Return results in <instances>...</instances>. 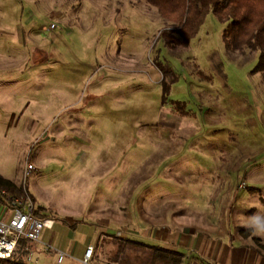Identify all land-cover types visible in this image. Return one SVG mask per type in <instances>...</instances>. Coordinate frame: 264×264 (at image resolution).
I'll list each match as a JSON object with an SVG mask.
<instances>
[{
    "label": "rangeland",
    "instance_id": "374dc122",
    "mask_svg": "<svg viewBox=\"0 0 264 264\" xmlns=\"http://www.w3.org/2000/svg\"><path fill=\"white\" fill-rule=\"evenodd\" d=\"M169 24L146 0H0V174L44 211L95 223L43 229L61 264H82L96 227L159 244L170 231L264 242L257 53L227 50L211 11L186 46L166 43ZM101 245V258L116 250ZM37 247L38 264H55Z\"/></svg>",
    "mask_w": 264,
    "mask_h": 264
},
{
    "label": "trees",
    "instance_id": "16d2710c",
    "mask_svg": "<svg viewBox=\"0 0 264 264\" xmlns=\"http://www.w3.org/2000/svg\"><path fill=\"white\" fill-rule=\"evenodd\" d=\"M155 6L158 13L170 21L166 29L167 36L175 32L174 40L168 38L166 43L173 46L176 41L186 46L188 41L197 33L199 27L209 11L218 20L226 23L222 32V40L225 48L231 52L244 54L245 49L257 53V61L252 72L262 73L264 76V0H146ZM162 79V102H165V94L170 88L171 80L175 75L169 67L161 69ZM170 77V82L166 77ZM28 194L33 203L35 200L28 192L26 186H17L9 179L0 174V202L12 207L13 196ZM33 214L41 219L60 220L68 223L64 217H58L53 212L44 211L42 206L34 203ZM79 221H74L70 227H74ZM82 222V221H80ZM249 229L239 228L244 235ZM109 239L116 246V250L110 257L101 258L96 250L101 244ZM255 241L264 249V243L258 238ZM37 243L26 238H19L16 247L8 258H0V264H28L26 257L30 251H35ZM184 252L176 247L166 244L152 243L144 239L135 238L129 234H108L102 232L93 244L91 264H183L186 260ZM94 263V264H95ZM186 264H210L196 255L188 257Z\"/></svg>",
    "mask_w": 264,
    "mask_h": 264
},
{
    "label": "crops",
    "instance_id": "0c3cea01",
    "mask_svg": "<svg viewBox=\"0 0 264 264\" xmlns=\"http://www.w3.org/2000/svg\"><path fill=\"white\" fill-rule=\"evenodd\" d=\"M34 203L40 206L37 203V201H35ZM11 212L12 209L9 205L0 202V219L9 218ZM53 214L55 216L60 217L55 213ZM64 218L67 219L68 223L65 224L60 220H52L53 222L50 227H54V225L56 223H59V221L63 223L60 224V226L65 225L68 227H70V224L72 222L76 220L79 221L78 219H73L71 222V220H69L68 218L66 217ZM85 221L87 224L90 225L95 224L93 222H90L89 220H83L82 222L79 221L74 227H70V229L72 230H70L68 234H71L78 224L84 223ZM60 226L57 225V228H59V230L64 229L61 228ZM189 232L183 233L177 231L175 232L170 231L168 234H166V237L164 238L166 241L161 243V244H169L184 252L186 255L185 258L186 261L183 264H186L188 262V257L191 255L199 256L200 258L204 259L210 264H264V249H262L259 246L252 245L251 243L248 242L247 239H243L242 237L236 235L234 236L233 233L229 234L228 236H222L221 238L219 237L216 238L210 235L209 233L202 231L201 232L192 231L190 233ZM99 234L100 231L96 227L95 240ZM154 237L156 238V240L160 238V236L157 234H155ZM95 240L91 241V239L88 238L86 245L87 244L93 245ZM49 243L56 250H60L64 252L63 249L61 248V245L52 244L50 241ZM262 243L264 242L262 241ZM37 249H39V247H37ZM72 252H73V248H72ZM47 253L54 254L53 252H47Z\"/></svg>",
    "mask_w": 264,
    "mask_h": 264
},
{
    "label": "built area",
    "instance_id": "2783aa9c",
    "mask_svg": "<svg viewBox=\"0 0 264 264\" xmlns=\"http://www.w3.org/2000/svg\"><path fill=\"white\" fill-rule=\"evenodd\" d=\"M32 169L33 164H27L25 173L29 174ZM11 204L12 212L9 218L0 219V258L10 257L19 238L26 237L40 244L44 252H53L55 264H61L66 254L60 250H56L49 244L40 243L43 229L50 227L53 221L51 219H41L33 214L35 205L27 194L25 196H13ZM33 253V251H30L26 257L28 264H38V260L33 259ZM92 254L93 245L87 244L80 262L82 264H91Z\"/></svg>",
    "mask_w": 264,
    "mask_h": 264
}]
</instances>
